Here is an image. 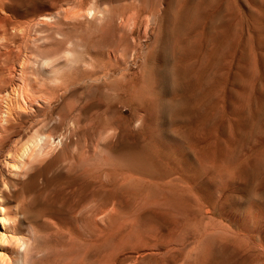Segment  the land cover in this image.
<instances>
[{"label":"rangeland","instance_id":"obj_1","mask_svg":"<svg viewBox=\"0 0 264 264\" xmlns=\"http://www.w3.org/2000/svg\"><path fill=\"white\" fill-rule=\"evenodd\" d=\"M195 1L0 0L9 264H264V0Z\"/></svg>","mask_w":264,"mask_h":264},{"label":"bare ground","instance_id":"obj_2","mask_svg":"<svg viewBox=\"0 0 264 264\" xmlns=\"http://www.w3.org/2000/svg\"><path fill=\"white\" fill-rule=\"evenodd\" d=\"M168 1V0H167ZM190 1H193V0H190ZM197 1V0H196ZM195 1V2H196ZM188 3H189V5L188 6H190V2L189 1H187ZM168 6V5H167ZM172 6H174L173 4H172ZM175 7V6H174ZM159 9H161V8H159ZM166 9V8H165ZM168 9V8H167ZM137 10H139V9H137ZM145 10V9H144ZM153 11H154V9H153ZM195 11V10H194ZM165 12L167 13V11L165 10ZM185 12V11H184ZM153 13V12H152ZM162 13V12H161ZM160 13V14H161ZM159 14V13H158ZM165 14V13H164ZM163 15V14H162ZM124 16V15H123ZM207 16V15H206ZM155 17V16H154ZM210 17H211V15H210ZM124 18V17H123ZM151 19H152V17H150ZM158 18V17H157ZM130 19V18H129ZM146 19L148 20L149 19V17L147 18L146 17ZM150 19V20H151ZM154 19V18H153ZM184 19V18H183ZM125 20V19H124ZM131 20V19H130ZM128 21V20H127ZM211 21V20H210ZM210 21H209V25H210ZM122 23H123V20H122ZM121 23V24H122ZM120 24V25H121ZM129 24V23H128ZM200 24V23H199ZM123 26V25H122ZM121 26V27H122ZM124 26H126V25H124ZM136 26V25H135ZM207 28V27H206ZM121 29V28H120ZM122 30V29H121ZM124 30V29H123ZM206 31H207V29H206ZM166 35H167V33H166ZM225 40H226V38H225ZM223 41H224V39H223ZM223 41H222V43H223ZM221 43V44H222ZM219 47V46H218ZM205 48V47H204ZM203 50H205V49H203ZM213 52H215V51H213ZM110 53V52H109ZM102 55V54H101ZM101 55H99V56H101ZM104 55V54H103ZM102 55V56H103ZM111 55V54H110ZM110 55H108V58H109V56ZM144 55H146V54H144ZM214 55H216V54H214ZM107 56V55H106ZM163 56V55H162ZM119 57H121V56H119ZM124 57V56H123ZM215 57V56H214ZM108 58H105V56H104V59H103V61L105 60V61H108V60H106V59H108ZM118 58V57H117ZM125 58H126V56H125ZM142 58H145V56L144 57H142ZM178 58V57H177ZM222 58V57H221ZM112 59H113V57H112ZM213 59V58H212ZM111 59H109V61H110ZM119 60L121 61L122 60V57H121V59L119 58ZM159 60V59H158ZM164 60V59H163ZM101 61H102V59H101ZM105 61H104V63H105ZM108 61V62H109ZM111 61H113V60H111ZM111 61L109 62V63H105L106 64V67L107 66H109V68L108 69H110V68H112V64L110 65V63H111ZM115 61H117L118 62V59H116V60H114V62ZM124 61V60H123ZM126 61H128V59L126 58ZM116 62V63H117ZM158 62V61H157ZM160 62V61H159ZM164 62V61H163ZM210 62V61H209ZM211 62H212V60H211ZM103 63V62H102ZM101 63V64H102ZM115 63V64H116ZM122 63V62H121ZM125 63V62H124ZM123 63V64H124ZM104 64V65H105ZM109 64V65H108ZM122 64V65H123ZM126 64V63H125ZM124 64V65H125ZM128 64H129V61H128ZM104 65H103V67H104ZM117 65V64H116ZM115 65V66H116ZM120 65V64H119ZM121 65V66H122ZM159 65V64H158ZM160 65H161V63H160ZM211 65V64H210ZM125 66H127V64L125 65ZM139 66V65H138ZM162 66V65H161ZM132 67V66H131ZM154 67H155V65H154ZM208 67H210L209 65H208ZM125 68H128V67H125ZM124 68V69H125ZM153 68V67H152ZM107 68L105 69V71L106 70H108ZM121 69V68H120ZM123 70V69H122ZM206 70H208V69H206ZM224 69H222V71H223ZM114 71V70H113ZM112 71V69H111V72H113ZM124 71V70H123ZM156 71H158V70H156ZM109 72V71H108ZM154 72V74H155V70H152V73ZM114 73V72H113ZM123 73H125V71L123 72ZM204 73V72H203ZM107 73H105L104 75H106ZM109 74H111V73H109ZM119 74V73H118ZM127 74V70H126V73H125V75ZM153 74V75H154ZM157 74V73H156ZM108 75V74H107ZM159 75V74H158ZM202 75V74H201ZM112 76H116L115 74H113ZM120 76H122V74L120 75ZM105 77H107V76H105ZM117 77V76H116ZM116 77H114V78H116ZM154 77V76H153ZM163 79L164 80H167L169 77H170V74H168V71H165L164 72V74H163ZM109 78V77H108ZM111 78V77H110ZM118 78V77H117ZM120 79H122V77H119ZM119 80V79H118ZM218 81V80H217ZM216 86V85H215ZM22 87V86H21ZM163 87H165V86H163ZM213 88H215L214 86H213ZM163 89V88H162ZM165 89V88H164ZM166 90V89H165ZM211 90V89H210ZM209 90V91H210ZM160 91V90H159ZM215 91V90H214ZM164 91H162L161 93H163ZM26 93V92H25ZM194 93H195V91H194ZM210 93H212V92H210ZM158 94V93H157ZM160 94V93H159ZM208 94V93H207ZM206 94V95H207ZM165 95H167V94H165ZM169 95H170V93H169ZM159 96V95H158ZM161 97H162V95H161ZM166 97H168V96H165V98ZM170 97V96H169ZM162 100H163V98H162ZM199 105V104H198ZM193 107V106H192ZM194 107H196V106H194ZM194 107L192 108V109H194ZM181 108V107H180ZM183 108V107H182ZM12 110V109H11ZM178 111V110H177ZM194 112V111H193ZM40 145V144H39ZM43 150V149H42ZM28 152V151H27ZM24 153H25V151H24ZM26 154V153H25ZM33 156V155H32ZM31 159V158H30ZM32 161V160H31ZM11 162V161H10ZM9 162V163H10ZM24 162V161H23ZM26 162V161H25ZM24 162V163H25ZM14 163V162H13ZM10 165V164H9ZM8 165V166H9ZM7 166V167H8ZM23 168V167H22ZM27 169V168H26ZM107 178V177H106ZM103 179V178H102ZM108 180V179H107ZM104 181V180H103ZM88 184V183H87ZM93 185V184H92ZM86 187H88V186H86ZM91 188V187H90ZM85 189V188H84ZM81 192V191H80ZM96 195V194H95ZM89 197H90V195H89ZM106 205V204H105ZM109 208V207H108ZM18 210V209H17ZM78 210V209H77ZM102 210H104V209H102ZM101 210V211H102ZM11 211V210H10ZM107 211V210H106ZM105 211V212H106ZM20 213V212H19ZM19 213H13L14 215H8V213L7 214H5L3 211H0V226H2L1 228H0V264H9V262H10V260L11 259H13V258H16V257H24L25 256V254L27 255V252H28V245H27V241H29V240H31V239H34V236H35V232H37V231H35V226H33V224L34 223H38L39 222V218L38 217H33V219H31V223L30 224H25L26 223V221L22 218H20L19 217ZM106 213H108V212H106ZM85 214V213H84ZM91 214V213H90ZM83 215V214H82ZM102 215V214H101ZM107 215V214H106ZM89 217H90V215H88ZM87 216V217H88ZM14 217V218H13ZM24 217V216H23ZM83 217V216H82ZM86 217V218H87ZM85 218V219H86ZM96 218V217H95ZM58 222V221H57ZM62 224H64V223H62ZM27 225V226H26ZM38 226V225H37ZM41 226V225H40ZM62 226V225H61ZM41 228H42V226H41ZM44 228V227H43ZM46 228V227H45ZM25 229V230H24ZM37 229H40L39 227H37ZM23 231L26 233L25 234V239L24 238H21V239H23V242H21V243H23L21 246L20 245H18V247H16V243H17V239H19L18 237L19 236H21L22 234H23ZM39 232H41V231H39ZM40 234V233H39ZM59 234H60V232H59ZM39 237V236H38ZM36 239V238H35ZM34 239V240H35ZM16 242V243H15ZM19 242V241H18ZM18 244H20V243H18ZM33 244V243H32ZM30 245H31V241H30ZM20 246V247H19ZM33 246V245H32ZM32 246H30V247H32ZM30 252V251H29ZM28 252V253H29ZM38 252V251H37ZM33 254H35V253H33ZM32 254V255H33ZM42 254V253H41ZM34 256V255H33ZM30 257V256H29ZM143 257V256H142ZM25 258H27V257H25ZM16 259H18L19 260V258H16ZM138 259V258H137ZM29 261H30V259H28ZM13 261V260H12ZM22 261H26V263L25 264H27V260L25 259V260H21V263H22ZM30 264V263H29Z\"/></svg>","mask_w":264,"mask_h":264}]
</instances>
